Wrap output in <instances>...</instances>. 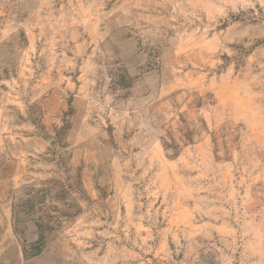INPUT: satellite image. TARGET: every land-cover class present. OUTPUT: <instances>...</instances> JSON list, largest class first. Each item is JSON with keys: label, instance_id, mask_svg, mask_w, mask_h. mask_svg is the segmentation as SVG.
Listing matches in <instances>:
<instances>
[{"label": "rangeland", "instance_id": "374dc122", "mask_svg": "<svg viewBox=\"0 0 264 264\" xmlns=\"http://www.w3.org/2000/svg\"><path fill=\"white\" fill-rule=\"evenodd\" d=\"M0 264H264V0H0Z\"/></svg>", "mask_w": 264, "mask_h": 264}]
</instances>
